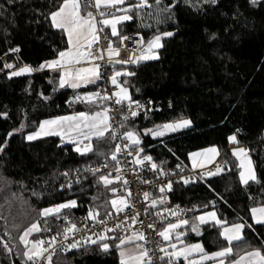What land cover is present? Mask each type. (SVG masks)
Listing matches in <instances>:
<instances>
[{"label":"trees","instance_id":"1","mask_svg":"<svg viewBox=\"0 0 264 264\" xmlns=\"http://www.w3.org/2000/svg\"><path fill=\"white\" fill-rule=\"evenodd\" d=\"M63 1L0 0V264H30L20 237L34 223L38 229L29 239L44 241L77 215L104 218L112 213L117 183L108 175L99 172L61 188L64 170L113 162L111 128L91 139L84 153L57 135L25 139L42 119L108 109L101 73L97 83L69 88L58 86L57 71L42 68L67 47L64 31L51 21ZM80 1L82 10L90 9V0ZM120 7L129 18L119 23L118 36L103 28L114 46L126 34L139 36L142 44L157 37L161 41L155 58L111 65L130 94L122 101L162 102L159 110L122 121L121 129L137 136L142 153L164 176L178 165L190 168L187 156L193 150L214 145L220 151L218 173L197 171L189 183L170 182L154 198V207L181 204L188 219L213 209L221 224H204L198 234L187 230L185 240L198 238L206 251L217 250L228 244L220 236L221 226L242 223L243 237L230 244L229 257L252 249L264 255V223L251 218V208L264 205V0H125ZM112 13H101L99 21ZM12 50L7 59L14 67L28 65L32 72L24 66L10 73L1 56ZM81 93L93 96L80 99ZM180 116L192 125L157 138L144 133ZM232 141L245 146L255 169L253 180L240 182ZM69 201L74 206L43 215L47 207ZM102 238L56 248L51 264H120V237L109 233Z\"/></svg>","mask_w":264,"mask_h":264},{"label":"built area","instance_id":"2","mask_svg":"<svg viewBox=\"0 0 264 264\" xmlns=\"http://www.w3.org/2000/svg\"><path fill=\"white\" fill-rule=\"evenodd\" d=\"M121 10L122 7L113 5L100 11L93 0H90V9L81 11V15H92L97 23V37L89 50L99 63L102 71L101 80L105 84V93L109 101L106 122L108 129L113 130L114 160L110 164L103 161L76 169H66L61 181V188L66 189L73 183L84 181L99 172L108 175L117 183L112 193L118 197L119 203L112 206V213L107 217L91 218L77 215L69 225L63 227L60 234L49 232L42 241L43 252L30 260V264H51V257L58 247L71 248L87 244L109 233L122 237L135 232L143 237L142 246L146 252L144 264H189L175 254L161 232L167 223L184 218L187 209L181 204L154 207L153 201L168 189L170 182L189 183L196 172L178 165L168 176L160 174L151 157L142 153L137 136L121 129L122 121L148 110H159L162 105L160 100L146 98L141 101H122L114 95L118 87L110 80L111 61L132 62L142 43L139 36L126 34L121 38L118 53L114 57L107 56L111 40L103 31L98 16L101 13L109 14ZM14 52L15 50H12L1 56L7 69L14 68V61L7 59V56ZM170 104L167 101L168 108L171 107Z\"/></svg>","mask_w":264,"mask_h":264},{"label":"crops","instance_id":"3","mask_svg":"<svg viewBox=\"0 0 264 264\" xmlns=\"http://www.w3.org/2000/svg\"><path fill=\"white\" fill-rule=\"evenodd\" d=\"M124 1L125 0H93V3L101 11V9H105L112 5L120 6ZM81 6L82 2L80 0H64L60 7L51 14L53 25L62 29L66 35L67 47L61 50L55 58L51 59L54 61H45L42 66L43 69L60 72L69 66H77V71L83 68V65L86 63V60L83 59H85L86 55L84 53L80 55L76 52V49L94 41L97 33L94 31V17L90 14L81 15ZM122 9L124 10V7H122ZM71 47L73 50H70ZM62 52L65 53H63V57L60 58L59 56H61L60 54H62ZM24 66L29 68L28 72L33 71L30 66L23 65V67ZM67 78L70 82V78ZM99 79V75L95 74L93 82L88 85L97 83ZM84 85L85 84L80 86L70 85L68 87L79 88L84 87ZM92 96L93 95L90 93H81L79 97L80 99H85ZM106 118V110L95 114H89L85 111H76L48 117L42 119L33 131L26 133L25 139L33 140L47 135H57L63 143L72 144L73 148L74 144L80 139L84 141L87 140L91 144V139L100 137L107 132L108 125ZM183 122L184 125L182 128L189 127V125H187V120ZM230 147L233 153L238 157L240 167L238 176L240 182L245 183L253 180L255 178V169L249 156L246 154L245 146L236 145L232 141ZM219 156L220 151L217 146L210 145L189 152L187 158L190 168L195 172L208 171L211 169L210 172L215 170V173H218L220 171L218 165ZM251 218L254 223H264V205L251 208ZM210 222L221 224L218 218H216L214 221H209L202 225ZM243 228L244 225L242 223L222 225L220 228V236L228 244L217 250L206 251L202 240L198 238L189 241L183 238V241L179 240L175 242V244L179 246L178 248L183 246L181 250L183 251L184 257L194 262V264H264V255L257 249L242 252L234 258L229 257L232 253L230 244L242 239ZM135 241L126 239L125 245L134 244ZM141 259H143V256H141ZM180 259L183 260L182 257Z\"/></svg>","mask_w":264,"mask_h":264},{"label":"rangeland","instance_id":"4","mask_svg":"<svg viewBox=\"0 0 264 264\" xmlns=\"http://www.w3.org/2000/svg\"><path fill=\"white\" fill-rule=\"evenodd\" d=\"M128 18L129 16L127 12L117 11L110 15L100 17V21L102 23L103 28L105 29L108 28L110 34L114 37H117L119 34L118 32L119 23ZM93 20H94V31L95 33H97V23L94 18ZM96 37H97V34H96ZM159 38L160 37H157L147 44L141 43L140 44L141 48L138 51L135 58L132 60V62L137 63L142 60H148L151 58H155L157 56V49L160 47V43H161ZM94 41H92L88 45H83L82 47H78L76 49V52L79 53L80 55L83 53L86 55L85 59H83V60H86L85 61L86 63L83 65V68L79 71H77V66H72V67L69 66L68 68L66 67L64 68V70L58 72V77H57L58 86H70V85L80 86L82 84H85L84 86H86V84L88 85L89 83L93 82V78L95 74L100 75V72L102 71L100 69L99 63L97 62V58L92 56L89 50L90 46L94 43ZM70 50H73L72 47L70 48ZM63 53L65 52H62V54H60L61 55L59 56L60 58L63 57ZM117 53H118L117 47L111 43L109 45V50L106 53L107 56L114 57ZM51 61H54V60H51ZM117 63H122V62L117 61ZM21 67L23 66L14 67L13 69H9V71L10 73H14L17 69H20ZM118 75H119V72H117L116 70L110 73L111 83L116 84L118 87V90L114 93V95L119 100H129L130 94L128 90L117 81ZM67 77L70 78V82ZM184 120H187V125L189 126L192 125V122L189 119H184L183 117L180 116L175 120L155 123L152 126L146 128L144 130V133H148L152 138L161 137L166 133H169V132L172 133V132L182 129V126L184 125V122H183ZM22 125L23 123L21 124L19 128H21ZM90 148H91V144L87 140L84 141L80 139L77 141V143L74 144V149L79 153L87 152ZM211 173H215V170H213ZM110 201H111L112 206H116L119 203L118 197H115V196L111 198ZM66 206H71V207L74 206V201H69V202L58 204V205L49 206L46 209H44L42 212H43V215L54 214ZM216 218H218V216L215 210L213 209L201 211L197 213L193 219H188L184 217L178 221H172V222L167 223L163 227L161 232H162L164 239L173 248L175 254L179 258L182 257V259L185 260L186 263L188 262V263L194 264V262L184 257L182 253L183 251L181 250L183 249V246L178 248L179 246L176 245L175 242L182 240L183 237L186 235L187 230H191L194 234H198L200 231L198 230V228L201 227L203 223L214 221ZM37 229H38V225L37 223H34L29 228H27L20 237L21 241L27 245L24 254L28 260L37 258L44 250L42 241L29 239V236L33 232H35ZM102 237H104V235H102ZM101 239L103 238L93 239L90 241V243L92 242L94 243L96 241H102ZM126 239H129V240L132 239L136 241L134 244H131V245L128 244L126 246L125 245ZM142 242H143V237L138 232L118 238L117 245L119 246L118 248L119 263L120 264H144L146 263L145 262L146 252L142 248L143 247ZM102 244H103L102 246L105 245L104 243ZM141 256H143V259H141Z\"/></svg>","mask_w":264,"mask_h":264},{"label":"water","instance_id":"5","mask_svg":"<svg viewBox=\"0 0 264 264\" xmlns=\"http://www.w3.org/2000/svg\"><path fill=\"white\" fill-rule=\"evenodd\" d=\"M115 64H116V61H111V65H115Z\"/></svg>","mask_w":264,"mask_h":264}]
</instances>
